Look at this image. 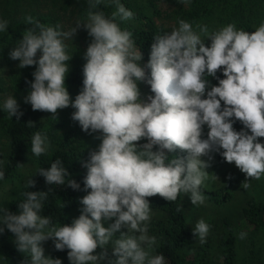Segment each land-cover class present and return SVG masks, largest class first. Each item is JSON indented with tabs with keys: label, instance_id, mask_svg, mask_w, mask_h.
Returning <instances> with one entry per match:
<instances>
[{
	"label": "clouds",
	"instance_id": "1",
	"mask_svg": "<svg viewBox=\"0 0 264 264\" xmlns=\"http://www.w3.org/2000/svg\"><path fill=\"white\" fill-rule=\"evenodd\" d=\"M112 2L117 11L111 17L90 10L86 22L70 31L27 17L33 27L9 54L21 69L36 66L25 104L53 114L71 106L72 120L89 135L99 133L101 140L81 161L87 170V195L80 200L81 215L71 224L56 227L50 216L40 214L47 192H26L18 214L0 208V234L6 229L14 234L17 250L27 254L24 264H63L45 254L43 243L49 239L56 250H69L70 264H166L163 254L150 255L157 238L148 235V197L159 194L176 201L184 193L193 205L204 204L201 187L209 178L213 153L234 162L247 177L264 175V142L259 139L264 137V23L253 32L229 23L208 36L211 44L206 46L190 22L179 20L178 28L154 38L148 63L142 66L143 55L132 33L116 20H130L134 13L120 0ZM177 2L187 5L191 0ZM88 3L95 8L103 0ZM81 25L92 40L84 54L83 87L73 99L66 86L72 57L65 41ZM198 27L207 33L206 25ZM7 29L8 22L0 19V33ZM209 77L218 84H211ZM145 80L154 93L147 100L139 87ZM0 109L18 121L24 115L15 95L0 103ZM237 121L243 125L239 131L234 128ZM141 140L147 142L138 143ZM49 147L40 131L32 136L31 153L36 157ZM177 149L185 155H169ZM37 175L48 185H64L69 177L59 159ZM4 177L0 169V180ZM35 184L29 177L26 187ZM67 186L81 189L71 178ZM209 231L210 225L201 219L193 235L204 243ZM245 236L240 234L241 239ZM110 243L115 259L106 247Z\"/></svg>",
	"mask_w": 264,
	"mask_h": 264
},
{
	"label": "trees",
	"instance_id": "2",
	"mask_svg": "<svg viewBox=\"0 0 264 264\" xmlns=\"http://www.w3.org/2000/svg\"><path fill=\"white\" fill-rule=\"evenodd\" d=\"M128 9L133 11L134 17L127 21L117 22L123 30L132 33V39L136 48L141 50L143 59L141 65L148 63L151 45L154 38L171 32L179 27V20H185L192 24L193 29L201 36L206 46H210L211 39L208 36L226 26L235 23L238 29L253 32L261 23H264V0H191L190 4H179L177 0H120ZM46 6V10L42 6ZM62 9L74 18L75 23L86 22L89 11H103L111 17L117 11V5L112 0H103V3L92 8L88 0H0V19L8 22V29L0 33V98L4 95H15L24 115L17 120L9 118L7 113L0 109V169L5 172V177L0 180V189L9 182H18V194L10 200H0V208L8 209L12 213L19 212V203L26 199L25 193L29 191L47 192V198L43 202L40 213L50 216L52 225L56 227L71 224L73 219L81 215L80 200L87 195L83 191V179L87 170L81 161L87 160L88 153L98 149L96 146H88L85 142L89 136L82 131L78 122L72 120L75 111L71 106L58 109L55 114L47 111H33L30 104L24 103V97L30 89L29 81L34 77L32 73L36 66L19 68V61L10 58V52L17 46V42L23 38V34L32 24L27 22L31 16L34 21L48 26H59L64 31L63 17L57 12ZM207 26V33L201 32L198 26ZM77 47L71 40H66L67 52L71 58L68 61L69 73L66 78V86L73 99L83 87V66L86 63L84 54L91 43L92 38L81 25L77 29ZM39 55V53H38ZM4 67L8 68L6 71ZM146 75L150 76V70L146 69ZM220 78L222 72H218ZM211 84L217 85L215 78L209 77ZM147 83V81H144ZM151 95L150 85L147 83ZM206 98V97H205ZM1 103V100H0ZM234 128L239 131L243 125L237 121ZM40 131L46 135L50 142L47 153L36 157L31 153L32 136ZM207 127L204 129V138L207 136ZM264 142V137L259 138ZM156 150V149H154ZM170 156H183L185 153L177 149ZM214 164H229L219 153L212 154ZM57 159L62 161L68 169L69 177L64 185H48L45 178L37 175L40 168H49ZM234 163V162H233ZM27 169L28 171H24ZM29 177L36 181L34 187H26ZM74 179L80 185V190H73L67 186V179ZM151 207V217L148 223V235L155 236L157 243L155 253L163 254L166 264H208L207 248L211 238L200 244L196 254L188 257L186 251L190 245L193 228L188 222L187 207L183 202L182 193L176 201H168L159 194L148 197ZM244 217L257 228H264V203L254 200H246L243 208ZM107 225V224H106ZM126 231V229L124 230ZM119 233H117L118 235ZM222 255L224 264H238L234 239L231 231V223L224 220L223 233L221 234ZM52 245H47L46 255L53 259L59 258L63 264H70L67 249L58 251ZM45 242L43 243L44 246ZM111 256V245L106 246ZM101 249H97V252ZM27 254L17 250L15 236L9 230L0 234V264H24Z\"/></svg>",
	"mask_w": 264,
	"mask_h": 264
},
{
	"label": "rangeland",
	"instance_id": "3",
	"mask_svg": "<svg viewBox=\"0 0 264 264\" xmlns=\"http://www.w3.org/2000/svg\"><path fill=\"white\" fill-rule=\"evenodd\" d=\"M47 6V5H46ZM46 6L42 9L46 10ZM57 12L63 17L64 31H70L74 28L75 20L69 13L63 12L62 9H57ZM73 37H78L76 32ZM80 43L81 39H69L68 41ZM2 68V66L0 65ZM5 71L8 69L4 67ZM141 98L147 100L151 95L148 91L147 83L140 82ZM8 96L4 95L0 98L1 103ZM99 133L89 135L85 142L88 146L99 147L101 140L97 138ZM146 140H141L138 143H146ZM207 159V157H205ZM28 171L27 169L24 170ZM209 178L204 182L201 191L204 194L205 202L201 205H193L189 195L182 193L183 202L188 211L189 225L194 228L196 223L204 219L210 225V231L206 240L211 238L207 248L208 264H224L222 255L221 234L223 233L224 220H229L231 223V231L234 239L236 260L238 264H264V228H257L251 224L243 215V205L246 200H254L264 203V175L260 179L247 177L242 173L234 163L229 164H214L207 169ZM247 184V187L244 185ZM18 182H9L0 189V200H10L18 194ZM80 209L83 208L81 204ZM107 226V225H105ZM246 233V236L241 239L240 234ZM119 234L115 238H118ZM205 240V241H206ZM52 245V241H46L44 244L45 253L48 251V246ZM199 239L194 236L190 245L187 248L186 255L191 257L196 254L200 246ZM111 245V243H110ZM156 246V245H155ZM155 246L150 250V255L155 256Z\"/></svg>",
	"mask_w": 264,
	"mask_h": 264
}]
</instances>
